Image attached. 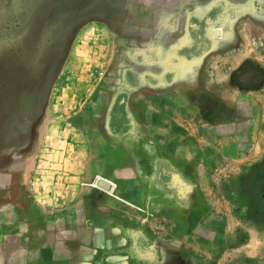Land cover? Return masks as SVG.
Wrapping results in <instances>:
<instances>
[{"label": "crops", "instance_id": "1", "mask_svg": "<svg viewBox=\"0 0 264 264\" xmlns=\"http://www.w3.org/2000/svg\"><path fill=\"white\" fill-rule=\"evenodd\" d=\"M145 19L75 186L33 196L29 147L0 126V264H264V34L202 45Z\"/></svg>", "mask_w": 264, "mask_h": 264}, {"label": "rangeland", "instance_id": "2", "mask_svg": "<svg viewBox=\"0 0 264 264\" xmlns=\"http://www.w3.org/2000/svg\"><path fill=\"white\" fill-rule=\"evenodd\" d=\"M148 15L196 31L202 45L264 34V0H0V126L29 147L25 187L40 201L93 160L117 49L150 42Z\"/></svg>", "mask_w": 264, "mask_h": 264}]
</instances>
